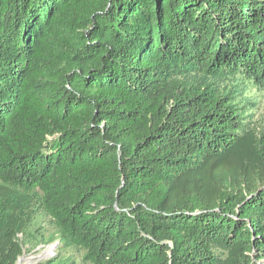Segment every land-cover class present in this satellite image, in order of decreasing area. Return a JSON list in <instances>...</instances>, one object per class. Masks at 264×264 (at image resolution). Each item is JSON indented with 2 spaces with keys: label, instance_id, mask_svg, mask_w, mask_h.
Returning <instances> with one entry per match:
<instances>
[{
  "label": "trees",
  "instance_id": "trees-1",
  "mask_svg": "<svg viewBox=\"0 0 264 264\" xmlns=\"http://www.w3.org/2000/svg\"><path fill=\"white\" fill-rule=\"evenodd\" d=\"M252 92L264 0H0V264H264Z\"/></svg>",
  "mask_w": 264,
  "mask_h": 264
},
{
  "label": "rangeland",
  "instance_id": "rangeland-1",
  "mask_svg": "<svg viewBox=\"0 0 264 264\" xmlns=\"http://www.w3.org/2000/svg\"><path fill=\"white\" fill-rule=\"evenodd\" d=\"M249 98L256 106L249 107L248 115H252L250 121L260 133L264 130V92L249 93ZM28 229L27 236L18 235L23 245V255L17 264H47L64 257H73L77 264H83L80 253L63 247L54 225L47 217L38 215Z\"/></svg>",
  "mask_w": 264,
  "mask_h": 264
},
{
  "label": "bare ground",
  "instance_id": "bare-ground-1",
  "mask_svg": "<svg viewBox=\"0 0 264 264\" xmlns=\"http://www.w3.org/2000/svg\"><path fill=\"white\" fill-rule=\"evenodd\" d=\"M53 250V249H52Z\"/></svg>",
  "mask_w": 264,
  "mask_h": 264
}]
</instances>
